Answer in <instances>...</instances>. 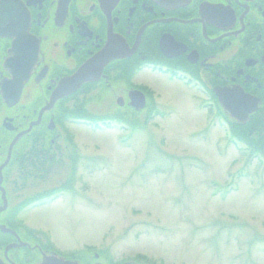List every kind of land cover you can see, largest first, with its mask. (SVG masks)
Returning a JSON list of instances; mask_svg holds the SVG:
<instances>
[{
	"label": "flooded vegetation",
	"instance_id": "af4514ba",
	"mask_svg": "<svg viewBox=\"0 0 264 264\" xmlns=\"http://www.w3.org/2000/svg\"><path fill=\"white\" fill-rule=\"evenodd\" d=\"M87 66L92 80L71 92ZM145 77L191 94L264 168V0H0V264L57 255L32 213L93 172L75 132L160 117Z\"/></svg>",
	"mask_w": 264,
	"mask_h": 264
},
{
	"label": "rangeland",
	"instance_id": "374dc122",
	"mask_svg": "<svg viewBox=\"0 0 264 264\" xmlns=\"http://www.w3.org/2000/svg\"><path fill=\"white\" fill-rule=\"evenodd\" d=\"M143 79L159 105L152 124L75 132L93 172L81 171L75 197L32 213L49 254L81 264H264V168L226 144L191 94Z\"/></svg>",
	"mask_w": 264,
	"mask_h": 264
},
{
	"label": "water",
	"instance_id": "95a60500",
	"mask_svg": "<svg viewBox=\"0 0 264 264\" xmlns=\"http://www.w3.org/2000/svg\"><path fill=\"white\" fill-rule=\"evenodd\" d=\"M90 73L91 71H89V68L87 66L83 68L82 70H80L79 72H77L73 77H71L67 81V86L71 88V92L77 89L80 86V84L92 80V78L90 79L91 77ZM225 111L228 112L230 115H233V113L226 107H225ZM234 117H235V114H234ZM40 264H80V263L77 261H71V260L64 259L55 254H50L47 256L44 255Z\"/></svg>",
	"mask_w": 264,
	"mask_h": 264
},
{
	"label": "trees",
	"instance_id": "16d2710c",
	"mask_svg": "<svg viewBox=\"0 0 264 264\" xmlns=\"http://www.w3.org/2000/svg\"><path fill=\"white\" fill-rule=\"evenodd\" d=\"M132 130L134 131V128ZM263 156H264V154H263Z\"/></svg>",
	"mask_w": 264,
	"mask_h": 264
},
{
	"label": "bare ground",
	"instance_id": "6f19581e",
	"mask_svg": "<svg viewBox=\"0 0 264 264\" xmlns=\"http://www.w3.org/2000/svg\"><path fill=\"white\" fill-rule=\"evenodd\" d=\"M66 95L64 94V97H65Z\"/></svg>",
	"mask_w": 264,
	"mask_h": 264
}]
</instances>
